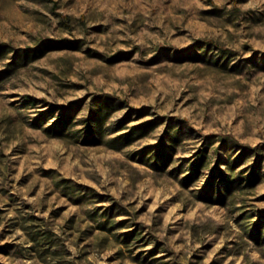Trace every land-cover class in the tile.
I'll use <instances>...</instances> for the list:
<instances>
[{
    "label": "rangeland",
    "instance_id": "1",
    "mask_svg": "<svg viewBox=\"0 0 264 264\" xmlns=\"http://www.w3.org/2000/svg\"><path fill=\"white\" fill-rule=\"evenodd\" d=\"M0 264H264V0H0Z\"/></svg>",
    "mask_w": 264,
    "mask_h": 264
},
{
    "label": "trees",
    "instance_id": "2",
    "mask_svg": "<svg viewBox=\"0 0 264 264\" xmlns=\"http://www.w3.org/2000/svg\"><path fill=\"white\" fill-rule=\"evenodd\" d=\"M59 15H60V16L62 17V19L65 20V21H66V19L69 18L67 15H62V14H59Z\"/></svg>",
    "mask_w": 264,
    "mask_h": 264
}]
</instances>
